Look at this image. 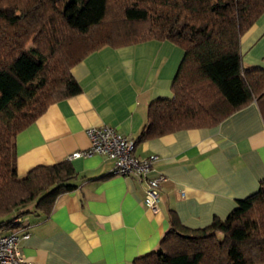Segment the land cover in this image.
<instances>
[{"label": "trees", "instance_id": "16d2710c", "mask_svg": "<svg viewBox=\"0 0 264 264\" xmlns=\"http://www.w3.org/2000/svg\"><path fill=\"white\" fill-rule=\"evenodd\" d=\"M264 0H0V229L30 207L49 215L75 188L69 159L15 174L16 135L81 92L71 67L104 46L168 40L182 50L170 98L147 107L138 140L212 127L253 100L264 119V70L244 68L240 37ZM156 250L132 264L264 263V179L225 219L189 229L174 214Z\"/></svg>", "mask_w": 264, "mask_h": 264}, {"label": "crops", "instance_id": "0c3cea01", "mask_svg": "<svg viewBox=\"0 0 264 264\" xmlns=\"http://www.w3.org/2000/svg\"><path fill=\"white\" fill-rule=\"evenodd\" d=\"M240 51L244 68L264 70V13L241 35ZM181 58L172 42L148 40L104 46L74 64L81 92L52 103L16 135V176L86 149L90 126L109 125L137 140L148 104L172 96ZM134 153L158 156L154 170L165 176L158 210L143 205L144 180L111 174L106 156L72 158L75 188L57 196L49 215L31 206L16 218L25 264H132L156 250L170 214L189 229L225 219L264 179V119L253 100L215 126L138 140Z\"/></svg>", "mask_w": 264, "mask_h": 264}, {"label": "built area", "instance_id": "2783aa9c", "mask_svg": "<svg viewBox=\"0 0 264 264\" xmlns=\"http://www.w3.org/2000/svg\"><path fill=\"white\" fill-rule=\"evenodd\" d=\"M89 146L83 150H76L69 154L68 159L101 154L112 160L111 174L131 176L143 179L145 190L143 205L149 210H158L159 188L165 176L155 172L154 164L158 159L155 154L140 157L135 155V139L121 134L109 125L90 126L86 129ZM16 223V219L13 221ZM23 234H19L16 227L7 231H0V264H25L18 247Z\"/></svg>", "mask_w": 264, "mask_h": 264}, {"label": "rangeland", "instance_id": "374dc122", "mask_svg": "<svg viewBox=\"0 0 264 264\" xmlns=\"http://www.w3.org/2000/svg\"><path fill=\"white\" fill-rule=\"evenodd\" d=\"M13 224H15V223H13Z\"/></svg>", "mask_w": 264, "mask_h": 264}]
</instances>
